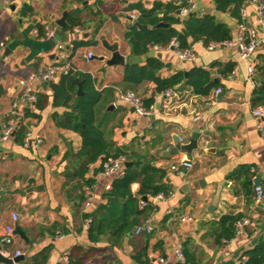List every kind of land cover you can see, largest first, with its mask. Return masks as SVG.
<instances>
[{
	"label": "crops",
	"instance_id": "0c3cea01",
	"mask_svg": "<svg viewBox=\"0 0 264 264\" xmlns=\"http://www.w3.org/2000/svg\"><path fill=\"white\" fill-rule=\"evenodd\" d=\"M156 1L172 2L179 8L188 3L0 0V42L7 40L0 50V84L4 87L0 96V238L12 222V212L18 213L16 224L25 230L29 242L14 233L9 249H20L24 255L17 264H33L35 258L40 261L42 252L46 253L42 264H63L64 256L76 247L93 251L83 264H176L178 242L194 264H247L251 251L260 246L252 264H264V200L258 202L255 191L257 184L264 186V139L252 113L255 105L264 104L254 101L255 90L264 77V46L242 59L237 46L210 50L204 38L189 35L196 53L194 61L180 59L170 48L152 45L147 53L137 55L126 33L140 11L128 10V6L142 2L152 8ZM194 2L196 9L191 14L213 15L228 26L230 38L236 39L239 17L234 13V4L220 10L216 0ZM244 6L248 20L257 26L256 5L245 0ZM74 9L80 10L82 25L63 28L61 35L51 39L36 35V29L55 26L64 11L69 14ZM159 15L162 18L163 12ZM178 27L183 28L182 24ZM77 42L84 43L76 46ZM104 42L118 44L124 63H108L113 53ZM71 45V59L79 72L91 74L96 88L102 91L97 120L102 122L107 139L122 150L127 162H133L128 156L134 154V159L143 158L158 168L161 175L157 184L166 186L167 194L173 193L165 199L145 195L152 206L149 215H141L139 222L119 238L112 235L113 229H107L99 241L89 239L88 220L106 213L102 206L108 203L107 193L111 190L107 184L113 185L115 179L102 173L103 156L89 164L84 178L66 176L69 168L76 167L74 155L81 149L83 138L79 132L57 125L54 112L63 113L67 108L53 105V85L35 83L36 92L47 96L42 108L35 103L18 114L11 112L12 101L23 91L19 80L40 65L57 61L61 48ZM7 49L11 52L5 55ZM87 50L95 54L90 61L84 58ZM154 56L163 63L160 77L185 74L181 82L167 88L173 90L169 99H165L167 89L158 91L153 81L131 87L124 81L127 64L144 65ZM195 67L209 73L212 85L207 92H198L187 82L189 71ZM219 87L222 91L216 93ZM118 89H133L149 102L145 101L147 105L154 104L159 110L150 116L140 115L119 97ZM26 111L36 114L28 115ZM11 118L23 134L19 138L18 129L4 141L2 127ZM28 130L43 136L42 145H24L23 135ZM192 138L197 139L196 149L188 152L177 148ZM115 153L119 154L116 149ZM183 160L192 161L193 167L176 169L174 166ZM88 179H92L93 198L85 206ZM140 187V182L131 185L139 209L144 197ZM184 215H192L193 219L182 221ZM243 216L251 219V226L247 234L236 236L235 223ZM147 218L153 232L137 234L136 226Z\"/></svg>",
	"mask_w": 264,
	"mask_h": 264
},
{
	"label": "trees",
	"instance_id": "16d2710c",
	"mask_svg": "<svg viewBox=\"0 0 264 264\" xmlns=\"http://www.w3.org/2000/svg\"><path fill=\"white\" fill-rule=\"evenodd\" d=\"M245 0H216L217 7L220 10L228 9L234 4V13L240 18V9ZM187 0H184V3ZM138 9L140 14L138 21L148 26L157 25L160 20L168 23V26H158L156 28L140 29L131 24L126 33V38L133 47V52L137 55L145 54L149 51L150 45L166 46L173 38H177L182 47L190 46L188 36L182 32L181 27L187 29L189 35L195 39L204 38L208 43L211 40H221L230 38L228 26L216 20L213 15L206 14L202 17L190 14L181 20L175 13L179 7L171 3L156 1L152 8H146L142 2L132 3L128 10ZM163 12L162 18L160 13ZM67 26L65 29H72L75 26L82 25L80 10L74 9L67 16ZM40 33L44 29L40 27ZM84 42H77L76 46ZM163 67L162 61L158 57H149L144 65L138 63L127 64L125 68L124 81L127 86L131 87L144 81H153L157 90L162 91L173 87L181 82L185 74L182 72L175 75L162 78L158 71ZM264 71V67H263ZM83 79L82 93L79 95L77 84L74 79ZM187 82L198 92H207L211 87L208 71L200 67L191 69L188 73ZM53 105L55 107L67 108L63 113L54 112L56 123L60 127L72 129L79 132L83 138L81 149L74 155L75 169H68L66 176L69 179L77 177L84 178L88 171L89 164L96 162L99 157L107 159L113 155V150L121 153L119 147H114L113 141H109L103 129L102 122L97 120V106L102 99V91L95 86L94 78L89 73L78 72L74 74L62 75L60 80L52 86ZM47 96L37 93V108H42L46 103ZM146 101V100H145ZM254 101L264 102V77L261 85L255 90ZM146 103H149L146 101ZM28 115L36 114L30 111L25 112ZM18 137L23 134V129L18 131ZM24 137V135H23ZM128 156V155H127ZM134 154L128 156L133 160L130 166L126 167L123 176L114 180L111 190L108 191V203L102 206L106 210L103 216L93 215L89 228V239L99 241L100 236L106 233L107 229H113L112 235L116 238L122 237L134 224L139 222L141 215H149L152 206L147 205L143 208L138 207V199L132 196L131 185L134 182H140L139 193L143 196L152 194L157 195L160 192L167 193L164 185L157 184L159 179V169L153 167L143 158L134 159ZM78 161V164H77ZM92 185V179L86 181ZM261 247V246H260ZM260 247L251 251V258L247 264H252ZM93 251H83L82 248L76 247L70 254V264H83ZM41 260L35 258L33 264H42L46 259V253L42 252ZM190 261V258L187 257Z\"/></svg>",
	"mask_w": 264,
	"mask_h": 264
},
{
	"label": "built area",
	"instance_id": "2783aa9c",
	"mask_svg": "<svg viewBox=\"0 0 264 264\" xmlns=\"http://www.w3.org/2000/svg\"><path fill=\"white\" fill-rule=\"evenodd\" d=\"M10 2L12 0H5ZM248 2H253L257 7V26L251 24L248 20V11L247 8L243 5L240 9V18L238 25V34L236 39L227 38L221 40H211L208 42V49L214 50L218 48H229L237 46L240 49V57L242 59L248 58L252 53H254L258 48L264 46V0H246ZM196 9V4L194 0H188V3L180 7L177 11V15L180 18L186 17L187 15L194 12ZM58 25L49 26L47 25L44 28V33L41 34L39 29L35 30V33L40 38L51 39L57 34ZM259 28L263 29L261 33ZM6 41L3 40L0 42V50L6 46ZM158 47H167L173 50V52L182 60L194 61L196 59V53L191 46L182 47L177 38H173L170 43L166 46ZM73 46L62 47L59 54L58 60L47 65H40L37 69L31 71L27 76L22 77L19 82L23 87V91L18 97H16L11 103V112L12 114H18L20 110L25 109L26 107H31L37 101V92L35 90L36 82L48 83L53 81L59 76L74 74L79 72V68L73 63L71 59V53ZM95 54L92 50H87L84 54L86 61H90L94 58ZM251 73L254 71L253 67L250 69ZM1 81V78H0ZM222 89L219 87L216 89V93H220ZM119 97L130 103L137 113L143 116H150L156 113L159 109L154 105H147L144 99L133 89H118ZM173 94V90L167 89L165 92V99H169ZM252 113L257 119V129L260 132L261 136L264 139V104L255 105L252 108ZM19 129L14 118L9 119L5 122L2 127V140L6 141L13 137V135ZM182 140V138H181ZM23 143L25 146L39 147L43 143V136L39 133H34L31 130L25 132L23 137ZM127 157L124 153H119L117 157L114 155L109 156L107 159L103 160L102 164V173L104 175L112 176L113 179L121 177L124 175L126 170ZM193 162L190 160H183L181 163L176 164L174 167L180 169L181 166L185 168H192ZM111 182L107 184V189H111ZM85 189V200L84 205L89 206L93 198L92 187L91 185H86ZM256 199L258 202L264 200V186L262 184H257L255 186ZM172 191L167 193L160 192L156 195V198L165 199L172 195ZM147 205L146 201L140 202V207L143 208ZM12 222L5 226V232L0 238V253L10 259H14L16 256L22 254L20 249L10 250L9 247L13 244V237L15 233V224L19 220V215L16 212L11 214ZM193 219L192 215H184L181 217L182 221H191ZM91 222V219L88 220V223ZM251 226V219L249 217H240L235 223V235L247 234V228ZM135 231L137 234L147 233L151 234L153 232V226L150 223V219L147 218L143 223L136 226ZM230 241L233 238L229 239ZM175 254L177 258L176 264H194L193 262L187 260L183 246L180 242L177 243L175 247ZM164 262H169L168 258H161ZM5 264V263H0ZM17 264V262H13ZM63 264H70V253L66 254L63 258Z\"/></svg>",
	"mask_w": 264,
	"mask_h": 264
},
{
	"label": "water",
	"instance_id": "95a60500",
	"mask_svg": "<svg viewBox=\"0 0 264 264\" xmlns=\"http://www.w3.org/2000/svg\"><path fill=\"white\" fill-rule=\"evenodd\" d=\"M67 11H64L63 13V16L61 18H58L56 20V23L58 25V29H57V35H61L62 34V30L63 28H65L67 26ZM134 25H136L138 28L140 29H146V28H156L158 26H168L169 24L168 23H165L163 22L162 20H160V22L157 24V25H154V26H148V25H145V24H142L138 21V19H136L134 21ZM182 32L189 36V32L187 31V29L185 28H182ZM104 45L105 47L110 50L112 53H113V57L112 59H110L108 61L109 64H120V63H124L125 61V58L124 56H122L120 53H119V50H118V44L117 43H108V42H104ZM11 51H9V49L5 50L4 51V54L7 55L9 54ZM5 78V77H4ZM75 84H77L78 86V90H79V95H81L82 93V85H83V82L84 80L82 79H79V78H76L74 79L73 81ZM50 85L52 86L53 85V81H50ZM4 93V87L2 84H0V96ZM112 108V106H111ZM134 109V108H133ZM196 136H198V134H196ZM179 138V137H178ZM198 146V142H197V139L196 138H192L188 143L186 144H178L177 148L178 149H182V150H185V151H188V152H191L193 149H196ZM115 157L118 156V153H115L114 154ZM131 165V162H127L126 163V166H130ZM147 199V196H144L143 197V200H146ZM15 233L16 234H19L22 238H24L27 242H29V237L27 236L25 230L19 225V224H16V228H15ZM24 258V255H19V256H16L14 259H10V258H7L5 256H3L1 253H0V263H5V264H13V262H18L20 260H22Z\"/></svg>",
	"mask_w": 264,
	"mask_h": 264
},
{
	"label": "rangeland",
	"instance_id": "374dc122",
	"mask_svg": "<svg viewBox=\"0 0 264 264\" xmlns=\"http://www.w3.org/2000/svg\"><path fill=\"white\" fill-rule=\"evenodd\" d=\"M116 148V147H115Z\"/></svg>",
	"mask_w": 264,
	"mask_h": 264
}]
</instances>
